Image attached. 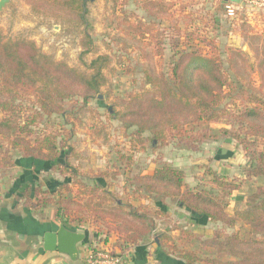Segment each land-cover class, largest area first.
<instances>
[{"label":"trees","instance_id":"16d2710c","mask_svg":"<svg viewBox=\"0 0 264 264\" xmlns=\"http://www.w3.org/2000/svg\"><path fill=\"white\" fill-rule=\"evenodd\" d=\"M26 1L38 15L55 18L66 15L84 24L86 22L85 0ZM137 7L149 21H159L161 26L174 18V5L163 0H138ZM213 20L217 31L218 18L215 16ZM147 24L150 22L138 19V23L131 27L145 37L141 29ZM175 29L178 37L181 29ZM157 42L162 48L163 37ZM207 44L212 50L211 55L194 47L177 51L168 73L161 72L150 78L151 90L131 94L124 102V110L115 113V118L126 131L134 130L132 136L142 150L150 141L158 148L174 142L191 152L200 151L205 140L215 138L208 130L195 131L196 128L225 119L231 129L222 128L221 137L237 140L248 158L243 178L229 180L218 172L207 170L213 189L192 188L185 181V171L165 163L152 174L140 172L134 175L131 184L135 193L151 196L162 204L176 201L179 208L185 209L197 220L223 223L229 227L241 222L264 238V99L250 95L251 106L238 105L233 99L239 91L231 89L228 92L233 83L225 73L219 47L214 41ZM180 45H183L181 40L173 41L175 50H179ZM160 50L159 54L163 52V49ZM232 54L241 61L245 60L242 51ZM227 61L232 63L233 60L228 58ZM110 64V56L101 55L88 65L89 72L80 71L43 52L35 41L7 39L0 29V113L3 115L0 120V172L6 173L17 165L10 151L19 153L25 159L52 164L54 170L60 172L63 166L58 165L60 150L65 148L66 143L58 141V133L37 132L38 119L67 118L63 101L82 99L86 105L97 98L108 84L104 70ZM230 97L233 99L228 103L226 100ZM22 99H36L35 112L28 113L22 101L17 103ZM145 134H149L150 139ZM5 144L8 150L3 153L2 146ZM65 171L67 169H61V172ZM251 181H260L261 184L244 200L246 210L230 217L231 199ZM74 186L79 189L74 191L71 185L61 184L57 198L42 186H37L34 190L30 188L17 194L15 199L36 211L54 208L57 219L67 228H72L74 223L82 227L89 221L101 225L109 234H117L118 247L122 251L149 237L155 231L159 217L165 215L161 210L152 213L143 205H123L116 201L114 192L99 183L88 186L78 180ZM204 243L216 251V258L200 259L195 251L179 248H174L175 256L185 264H264V239H248L234 234L225 240L217 237ZM170 252L173 253L172 247ZM224 258L231 259L224 261Z\"/></svg>","mask_w":264,"mask_h":264},{"label":"rangeland","instance_id":"374dc122","mask_svg":"<svg viewBox=\"0 0 264 264\" xmlns=\"http://www.w3.org/2000/svg\"><path fill=\"white\" fill-rule=\"evenodd\" d=\"M163 1L174 5V18L165 26H161L159 21H149L146 14L137 7L138 0H85V24L66 15L60 18L38 15L32 11L26 0H12L11 5L0 11V29L7 39L35 41L43 52L80 71L89 72L88 65L98 56L107 54L111 58L109 68L104 70L108 84L101 89L97 98L86 105L82 99L63 101L67 118L54 116L52 120L45 117L38 119L37 132L58 133V141L66 143L65 148L60 150L58 165H63L60 172L55 171L52 164L42 163V167H39V162H34L37 166L34 170L40 169L39 177L44 187H48L57 198L61 184L67 183L75 191L79 188L74 186V182L81 180L88 186L99 183L106 190L114 192L116 201L123 205H143L152 213L159 211V207H164L165 215L157 220L156 235L166 251L170 252L172 247V254L177 256L174 248L187 249L195 251L200 259L216 258V251L204 243L208 239L218 237L225 240L234 234L248 239L264 238L241 222L229 227L223 223L197 220L189 212L180 209L176 201L159 205L158 203L163 202L143 193H135L131 179L140 172L152 173L155 168L165 163L185 171V181L192 188L213 189L212 178L207 170H222L229 180L242 179L248 158L237 140L221 137L222 128L231 129L227 120L205 123L196 128L195 131L206 129L210 135L215 136L205 140L198 152L183 150L174 142L158 148L150 141L146 142V149L142 150L137 139L132 136L134 130L126 131L124 125L115 118V113L124 110V102L131 94L151 90L149 79L161 72L167 74L177 51L194 47L211 55L212 50L207 44L211 41L216 42L219 47L225 73L233 83L228 92L231 89L239 91L234 99L230 97L226 101L231 103L233 99L238 105L251 106L250 95L264 99V33L254 34L252 37L255 40L251 46H248V39L240 40V35L244 37L251 30L250 19L254 22L258 20V13L251 7L245 6L244 17L240 15L235 19L224 16L221 10L216 31L213 19L215 3L219 0ZM219 7L222 6L218 2L217 8ZM138 19L145 23L150 22L141 29L146 34L145 37L131 27L138 23ZM201 19H204L203 23ZM176 27L181 29L178 37L175 35ZM232 28L238 34L232 32ZM159 35L163 37L162 48L157 42ZM258 37L260 39L257 40ZM178 39L183 45L175 50L173 41ZM160 49H163L162 55L159 54ZM235 51L247 53L245 60L241 61L234 56L232 53ZM228 58H232V63L227 61ZM20 101L28 113L35 112L36 99H22L17 103ZM2 117L0 113V120ZM70 130L72 131L69 132ZM145 137L150 139L149 134H145ZM2 147V152L5 153L8 150L7 144ZM9 153L14 159L23 158L17 152ZM14 169L6 173L0 172V200L7 195L3 193L2 185L4 191L9 188L6 186V177ZM61 169L67 171L63 173ZM103 173L105 176L101 177ZM13 178L8 179L12 181L11 184L16 181ZM259 184L260 181L248 182L233 196L228 210L230 217H235L236 212L246 210L244 200L256 191Z\"/></svg>","mask_w":264,"mask_h":264},{"label":"crops","instance_id":"0c3cea01","mask_svg":"<svg viewBox=\"0 0 264 264\" xmlns=\"http://www.w3.org/2000/svg\"><path fill=\"white\" fill-rule=\"evenodd\" d=\"M170 1L167 0V2ZM204 2L202 6H204ZM218 2L222 7L217 8ZM229 4L234 3L232 1L225 2L224 0H219L215 3L216 18L220 19L219 13L221 10H223V14L226 16L224 11ZM202 6L201 8H203ZM257 15V22L250 19L249 24L251 25V30L244 37L242 35L239 36L240 40L248 39L250 41V45L248 46L253 45L252 41L255 40V37L253 38L252 36L254 34L264 33V14L258 13ZM165 25L166 22L163 23V26ZM231 31L238 34V31L234 28ZM243 52L245 53L244 49ZM34 162L38 161L17 158V165L12 173H10L11 176L8 175L6 177L7 181L5 182H8L6 186L9 188L4 191L2 185V191L3 193H7V195L5 194L3 199L0 200V264H60L62 262L66 264H88L87 256L89 252L97 247H113L115 251L124 256V264H185L183 260H180L168 250L166 251L165 246L157 239V225L155 231L143 242L122 251L118 247L119 238L117 234H109L105 227L91 224L90 221L82 227L74 223L72 228H66L70 231L84 233L86 235L84 242L78 246L79 259L72 261L68 256L58 252H46L44 250V234L49 231H57L63 225L57 219L56 210L54 208H48L42 211L32 210L27 208L24 203L17 202L15 199L17 194L20 195L30 188L34 190L37 186H42L43 189L50 191L48 187H44L42 184L39 177L40 169L37 168V170H34L37 167ZM39 164L38 166L42 167V163L39 162ZM221 171L219 170L218 173L225 176ZM10 177H14L13 179L16 178L14 184H11L12 181L8 180ZM9 183L12 187H10L11 185ZM158 204L163 205L162 203ZM159 208L165 213L164 207ZM183 210L187 212L185 209Z\"/></svg>","mask_w":264,"mask_h":264},{"label":"water","instance_id":"95a60500","mask_svg":"<svg viewBox=\"0 0 264 264\" xmlns=\"http://www.w3.org/2000/svg\"><path fill=\"white\" fill-rule=\"evenodd\" d=\"M224 1H232L236 4L242 3V0ZM11 4L12 0H0V11ZM85 237L84 233L70 231L61 225L57 231H49L44 234V250L46 252H58L68 256L72 261H77L79 259L78 246L84 242Z\"/></svg>","mask_w":264,"mask_h":264},{"label":"built area","instance_id":"2783aa9c","mask_svg":"<svg viewBox=\"0 0 264 264\" xmlns=\"http://www.w3.org/2000/svg\"><path fill=\"white\" fill-rule=\"evenodd\" d=\"M251 7L256 13L264 14V0H242V4L236 3L226 6V17L235 19L242 15L244 17V8ZM125 258L122 254L115 251L113 247L93 248L87 256L88 264H124ZM60 264H66L64 262Z\"/></svg>","mask_w":264,"mask_h":264}]
</instances>
